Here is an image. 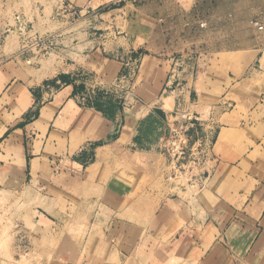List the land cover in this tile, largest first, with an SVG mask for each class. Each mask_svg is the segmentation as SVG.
<instances>
[{"label": "rangeland", "instance_id": "1", "mask_svg": "<svg viewBox=\"0 0 264 264\" xmlns=\"http://www.w3.org/2000/svg\"><path fill=\"white\" fill-rule=\"evenodd\" d=\"M88 1L77 2L81 16L70 19L57 14L64 3L61 0L54 8L50 0H0V117L12 121L10 114L3 115L16 97L5 91L8 86L13 85L16 93L23 87L18 83L33 85L61 72L79 69L77 78L88 88L85 94H93L90 102L74 98L52 115L65 97L66 91H60L43 108L37 119V136L28 134L24 140L25 149L36 153L28 178L9 176L18 163L16 146L1 142L0 151L3 149L7 155H0V264H64L83 259L102 264H198L199 245L209 243L203 234L210 229L203 232L204 227L197 224L185 228L184 223L178 225L188 233L190 243L175 254L170 251L173 242L168 240L165 252L141 255L136 251L134 257L127 258L116 251L132 250L136 238L154 229V216L169 193L177 194L176 202L184 203L188 211L187 215L183 213L182 221L190 213L200 218L204 213L201 204L204 206L205 200L215 203L202 192L222 174V162H213L211 174L217 169L209 178L205 174L200 187L189 185L183 174L169 179L162 150L153 148L158 143L161 146L162 130L147 116L132 139L131 154L124 151L128 147L125 141L107 137L99 141L106 146L97 148L93 161L83 165V183L79 181L82 177L68 180L69 174L64 172L71 171L67 158L78 152L86 139L83 127L87 117L79 118L77 110H94L97 116L102 108L115 110L124 120L131 116L128 111L135 103L142 101V110L132 114L135 121L152 104L158 105L150 97L158 93L166 75L164 67L170 69L169 62H164L162 68L155 63L157 72L153 73L144 70L145 59L141 68L138 62L133 65L129 82L118 80L114 55L129 54L131 48L142 46L144 52L157 58L193 55L194 61L182 63L180 71L193 74L194 95L204 113L217 106L226 93L235 107L225 112L232 109L231 115H235L238 110L244 111L246 98L250 103L257 102L264 92V62H260L264 50L256 57L249 51L222 53L220 48L224 40L237 43L245 34L246 38L251 36L245 22L255 13L264 15V0H118L98 8L100 0ZM128 91L131 94L126 99ZM179 93L175 90L167 97ZM167 97L163 96L160 104L169 113L174 104L166 107ZM16 102L21 105L16 110L27 106L23 99ZM168 117L171 120L170 113ZM245 120L247 123L248 118ZM222 131L217 142L216 136L211 140L217 156L229 157L230 161L241 158L245 171L252 160L264 157L261 146L248 140L251 133L247 124L235 129L233 135L231 130ZM9 150L15 152L13 159ZM149 152L152 156H144ZM34 218L40 220L34 223ZM145 246L138 245L137 250Z\"/></svg>", "mask_w": 264, "mask_h": 264}, {"label": "crops", "instance_id": "2", "mask_svg": "<svg viewBox=\"0 0 264 264\" xmlns=\"http://www.w3.org/2000/svg\"><path fill=\"white\" fill-rule=\"evenodd\" d=\"M50 1L52 8H54L57 0ZM61 1L81 7L77 4L80 0ZM91 1L92 0H89L88 3H91ZM117 1L118 0H100L96 8L105 4H108V6L114 5ZM132 1L133 0H130L131 3ZM91 10L94 9L91 8ZM255 22L261 25L262 28L258 29ZM245 23H247L248 35L251 33V36L246 38L245 34L244 37H240V39L243 40H238L237 43H230L228 40H224L220 48L224 50L222 53L229 51H249L253 52L256 57L262 53L264 50V15L255 13L249 16ZM200 48L204 47L201 46ZM128 53L129 54L119 55L118 52V54L116 53L114 55V63L118 65L117 73L119 81L125 80L129 82L132 79L134 71L133 65L137 62L140 68L145 59H147V68L152 64L155 65V63L159 68H162L164 67V62H169L170 69L167 71L166 67H164L166 75L158 89V93L160 92V94L153 93V96L150 97H154L153 100H156L158 105L152 104L148 108L146 114L137 117L135 121L132 114L136 113L138 110H142V101L135 103L131 111H128L131 112V116L128 115L124 120H122L121 115H118L115 110L107 111L102 108L101 112H97V116L94 110L79 108L77 110L79 114L78 117H87V121H84L83 127L84 132L86 131L84 136L87 141L85 139L84 145H82V148L79 149L78 152L68 156L67 160L70 163L68 167L71 168V171H64L69 174V176H66L68 177L67 179L74 181V178L82 177L78 179L83 183L85 175V167H83V165L93 161L96 156L97 148L106 146L103 143L100 144L99 141L103 142L107 140V137L117 136L115 141H125L128 147H126L124 151L129 154L131 151L130 147L133 146L132 139L136 135L140 127L139 124L144 120V117L149 116L157 121L158 123L156 122V126H158V130H162L160 134L163 136L165 133L166 121L169 119V113L171 116V113L177 109L195 112L198 115L199 122L190 130V134L192 140L201 138L206 146L209 145L210 159L204 164L208 169V178L212 176L217 169L216 168L212 174L209 170L210 167L213 166L214 161L222 162L220 166L225 167L216 182L213 185H209L211 188L207 187L205 191L202 192V194H206L207 198H214L215 203L212 204L210 201L205 200L203 203L204 206L201 204V207L204 208V213L200 218H198L196 213H190V216L188 215V219L184 222V220L182 221V215L184 212L186 215L188 214L187 209L185 211L182 205L184 203H177L176 201L179 200L178 195L169 193L160 202L159 211H157L154 216V229H148L145 231L144 236L140 235L136 238L132 250L125 252L120 249L116 252L120 257L127 258L128 256L134 257L136 251H140V253H142L141 255H149L150 251L153 253L165 252V241L168 240L173 242V247L170 251L175 254L179 248H184V246L190 243L188 233L182 232V227L185 228L186 225L191 226L197 224L204 227L205 230H203V232H205L206 229H210L208 234H203L205 240L209 243L206 246L199 245L198 249H200L201 255L198 264H264V157L262 156L259 159L252 160L250 162V169L245 171L240 164L241 158H238L236 161H230L229 157L227 159L221 156L219 157L213 152L214 145L211 147V140L216 136L217 142L218 136L223 128L231 130V134L233 135L235 129L247 124V129H249V133L252 134H250L248 140L255 142L256 145H260L262 148L260 151L264 150V92L259 95L257 102L250 103V99L246 98L244 100V111L238 110L235 115H231L232 109L225 112L230 106L235 107V104L233 105V99L229 97L226 98V93L221 97L219 104L217 106H211L206 114L201 110L202 107L197 104L194 95L193 74H191L190 71H180L182 63L191 64L194 61L193 55L157 58L144 52L142 46L133 47ZM263 56L264 53L260 56L261 63ZM156 60H158V63ZM80 73L79 69L73 72H61L52 77L44 78L33 85L18 83V85L23 87L16 93L14 92L13 85L7 87L5 91L9 90L10 93L8 94L15 95L16 97L14 98L13 106L9 109L5 108L6 112H3V115L6 113V115L10 114L12 116V121L6 122V120L0 117V129L3 130L0 134V144L4 142V145L10 147L16 146V160L18 162L13 170L14 172L9 176L14 174L16 176L28 178L31 175V160L35 158L36 153L25 149L24 140L28 134L31 136L35 135V137L37 136V132H35L37 131L36 127L38 125L37 119L40 118L43 108L54 101L55 95L58 92L66 91V94L63 101L53 111L52 115L55 114L62 105L70 101L74 102V98H81L84 101L90 102L89 97H92L93 94H88V92L85 94L88 88L83 80L77 78ZM175 90H178L180 93L176 97L173 96L174 108L167 113L162 108L160 99L163 96L167 97ZM181 90L184 91L183 94H181ZM27 92H29L30 95H28ZM128 94L131 93L128 91L126 99ZM114 96L116 98L118 97L116 95ZM156 96L158 97L157 99ZM17 99H23L26 102L25 106H27L22 110H16L17 105L21 107L19 102L16 104ZM126 99L125 102L127 103ZM104 115H107L106 119ZM91 117H95L96 120H91ZM246 117L248 118L247 123L245 120ZM222 133L226 132L222 131ZM159 145L158 143L154 145L153 148L161 151V146ZM9 152L10 159H13V154H15V152L10 150ZM154 152L156 156L157 151L155 150ZM0 155L4 156L7 155V153L2 149ZM144 156H152V153H146ZM76 173H80L79 176H74ZM41 219L44 218L42 217ZM39 220L40 219L34 218L33 222L35 223ZM181 223L185 225L178 227ZM144 241H150L151 243L144 244ZM176 243L178 244L177 248L175 246ZM138 245H146V248L137 250ZM150 247L151 249H149ZM42 264H45V262ZM64 264L102 263H86L85 259H83L81 261L78 260L77 263L71 261Z\"/></svg>", "mask_w": 264, "mask_h": 264}, {"label": "built area", "instance_id": "3", "mask_svg": "<svg viewBox=\"0 0 264 264\" xmlns=\"http://www.w3.org/2000/svg\"><path fill=\"white\" fill-rule=\"evenodd\" d=\"M57 14L75 19L81 16V8L64 2L57 9ZM257 25L258 29L262 26ZM51 41V39H49ZM40 44L43 41L39 40ZM39 44V43H38ZM199 122L197 113L175 110L171 113V120L167 119L165 133L162 138L161 147L168 167L169 179L177 178L180 175L187 176V182L193 186H202L204 173L208 174V169L204 166L210 159L209 145H205L201 138L191 139L190 130Z\"/></svg>", "mask_w": 264, "mask_h": 264}, {"label": "bare ground", "instance_id": "4", "mask_svg": "<svg viewBox=\"0 0 264 264\" xmlns=\"http://www.w3.org/2000/svg\"><path fill=\"white\" fill-rule=\"evenodd\" d=\"M262 61L264 62V56L262 57ZM262 62V63H263ZM143 68L144 70H152L153 73L157 72V69L155 67V65H151L150 67H146V62H144V65H143ZM173 100L174 98L171 96V97H167L164 101V105H166V107H171V105L173 104ZM26 103V102H25ZM22 104V103H21ZM23 106V105H22ZM3 130H0V134L2 133ZM3 229L0 230V239H1V232H2ZM4 234V233H3Z\"/></svg>", "mask_w": 264, "mask_h": 264}]
</instances>
